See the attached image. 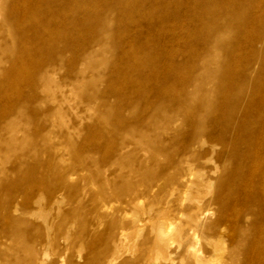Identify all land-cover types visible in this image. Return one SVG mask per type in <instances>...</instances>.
Masks as SVG:
<instances>
[{"label":"rangeland","instance_id":"obj_1","mask_svg":"<svg viewBox=\"0 0 264 264\" xmlns=\"http://www.w3.org/2000/svg\"><path fill=\"white\" fill-rule=\"evenodd\" d=\"M22 6L23 51L50 81H38L34 97L23 82L36 112L24 107L27 145L4 164L9 219L0 264H104L97 252L112 242L121 254L110 264H141L119 228L140 232L139 247L152 236L149 223L128 226V199L116 192L157 180L167 193L150 192L140 206L156 199L173 214L190 205L184 192L201 195L200 223L212 228L221 210L238 243L227 262L244 264L264 226V160L254 169L264 154V0ZM130 125L147 131L155 152L119 156L132 141L123 132ZM195 140L202 144L193 147ZM183 159L195 176L163 175ZM133 169L137 175L128 176Z\"/></svg>","mask_w":264,"mask_h":264},{"label":"bare ground","instance_id":"obj_2","mask_svg":"<svg viewBox=\"0 0 264 264\" xmlns=\"http://www.w3.org/2000/svg\"><path fill=\"white\" fill-rule=\"evenodd\" d=\"M25 21L27 20L24 17L22 0H0V258L4 255L7 221L9 219L5 203L7 192H4L6 181L4 164L8 155L12 154L18 158L19 154L17 155V153L22 151L27 145V140L24 136L25 125L22 121L24 107L27 105V108L31 111V117H34L36 112L34 101L29 102L23 98V82L25 78L29 79L27 87L31 89V97H34L38 81L45 83L50 81V71L47 69L41 70L40 64L30 54H27L28 52L25 54L23 51L22 40L24 32L22 26ZM223 84L224 82L221 85L222 87H224ZM41 86V90L46 89L45 86ZM60 89L61 87L58 91ZM203 96L206 97L205 92ZM52 102L54 101L52 100ZM204 102L205 100L202 103ZM199 105L202 107V104ZM123 132L133 138L131 142L119 150L120 157L125 150L131 148L134 151L139 149L143 153L154 151L147 141V131L130 125ZM201 144L202 141L195 140L192 146H200ZM213 146L211 145L210 148L213 149ZM156 157V153L150 155V159L153 161L156 160ZM261 160H264V154L263 157L256 160L254 164L255 170L261 169ZM190 163V160L183 159L177 164L166 168L167 171L163 175L169 176L172 172H180L181 174L179 173L177 176L173 174L176 176L177 181L190 176L193 177L195 175L192 172ZM262 172L264 173V170ZM131 175L133 177L136 176L137 171L134 169L130 170L128 176ZM200 184L199 182L190 183V185L196 186ZM164 191V185L157 180L153 185H146L145 182L141 181L138 185H134L132 189L127 184H123L116 192L117 196L120 195L123 196L122 198L128 199L125 204L131 213L128 219V226L137 228V225L146 222L149 223V231L152 234L151 237L147 238L148 241L138 247L136 240L140 232L132 229L131 231L133 232L127 233L125 227L119 228L121 230V239L128 240L129 243L132 242V245L128 246L127 252L133 255L134 261L141 264H173L175 260H178L179 264H228V251L237 248L238 243L234 233L231 234L230 229L226 227L223 212L220 210V217L214 222L213 227L207 228L200 223L203 211L199 206L201 196L199 194L192 196L190 192H184L190 205L173 214L165 208L158 207L156 199L152 201L149 209L139 205V200L147 197L148 193H167ZM169 192H172V189ZM155 206L156 208H154ZM152 209L155 212L154 216L150 215ZM209 232L212 234L210 235ZM203 241L207 248L204 252L200 249ZM112 244V248H108L105 245L97 252L98 255H103L104 259L102 261L104 264L105 262L110 264L120 257L121 250L119 245L115 242H112ZM96 263H101L98 258ZM122 263L124 264V262ZM244 264H264V226L257 230L256 237L252 241L251 249L247 253V260Z\"/></svg>","mask_w":264,"mask_h":264}]
</instances>
